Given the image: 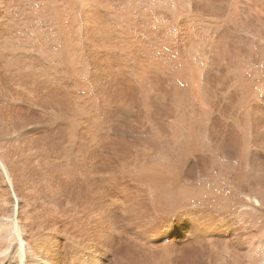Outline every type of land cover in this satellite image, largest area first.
<instances>
[{"label": "bare ground", "instance_id": "obj_1", "mask_svg": "<svg viewBox=\"0 0 264 264\" xmlns=\"http://www.w3.org/2000/svg\"><path fill=\"white\" fill-rule=\"evenodd\" d=\"M16 2L0 264H264V0Z\"/></svg>", "mask_w": 264, "mask_h": 264}, {"label": "rangeland", "instance_id": "obj_2", "mask_svg": "<svg viewBox=\"0 0 264 264\" xmlns=\"http://www.w3.org/2000/svg\"><path fill=\"white\" fill-rule=\"evenodd\" d=\"M14 1L16 2L17 0H9V1L8 0H0V14H21L23 10L20 9V7L18 6V4H16L17 2L15 3ZM60 1L63 2L62 5H63V9L64 10H66V8H67L68 9V12H71V13H74V14H81L82 13V10L83 9L80 6L81 3L79 2V0H60ZM12 4H13V6H12ZM58 6H59V3H58ZM76 6H77V10H76ZM15 8H17V9H15ZM168 14H170V13H168Z\"/></svg>", "mask_w": 264, "mask_h": 264}]
</instances>
